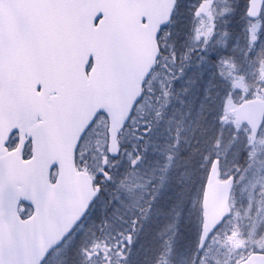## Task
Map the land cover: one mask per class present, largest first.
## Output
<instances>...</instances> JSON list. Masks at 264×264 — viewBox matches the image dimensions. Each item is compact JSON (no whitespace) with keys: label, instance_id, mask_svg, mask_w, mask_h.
I'll return each mask as SVG.
<instances>
[{"label":"snow or ice","instance_id":"1","mask_svg":"<svg viewBox=\"0 0 264 264\" xmlns=\"http://www.w3.org/2000/svg\"><path fill=\"white\" fill-rule=\"evenodd\" d=\"M214 4L0 0V116L31 129L4 147L36 170L16 197L0 159V264H264V0Z\"/></svg>","mask_w":264,"mask_h":264},{"label":"water","instance_id":"2","mask_svg":"<svg viewBox=\"0 0 264 264\" xmlns=\"http://www.w3.org/2000/svg\"><path fill=\"white\" fill-rule=\"evenodd\" d=\"M20 121L17 120H10V118L0 116V159H2L6 164V173L8 178L13 181V186L11 188V194L15 195L16 197H24L30 194L31 191V182L32 177L34 176L36 170L31 169L28 167L23 166L21 169L25 171V174L19 175L17 174L18 166H14L13 162L11 161V157L9 156L7 159L3 157L6 155L4 153V144L6 142V138L9 136L10 130L9 128L12 126L19 125ZM22 147V146H21ZM20 154V150H18ZM63 161L65 166H67L69 162V154L64 148H60L57 150L56 153H52L48 155L42 161V167L46 171L47 166L56 161Z\"/></svg>","mask_w":264,"mask_h":264},{"label":"rangeland","instance_id":"3","mask_svg":"<svg viewBox=\"0 0 264 264\" xmlns=\"http://www.w3.org/2000/svg\"><path fill=\"white\" fill-rule=\"evenodd\" d=\"M230 3H233V5L235 4V0H215V4L214 7L216 8L217 13L222 11L224 8H230L231 5ZM206 19V18H205ZM230 35L228 37V42L229 44H233L236 39L237 36L240 35V48H243L245 45V41L243 39V36L239 33V30L237 28H232L229 29ZM238 54H239V50H238ZM250 190V187H249ZM246 195L247 193H241L239 191V189L236 191V205L238 208H241V204L245 203L246 204ZM172 196L173 198H175V193L172 189H170L168 192H166L164 194L163 199L161 200V206L165 207V208H170L174 202L173 200H169L168 197ZM93 218L98 219L97 216H94ZM155 219V218H154ZM168 219H171V217H169ZM91 222V220L89 221V223ZM151 227H157L158 225L156 224H152L150 225ZM164 226V221L163 218L161 219V223H160V227ZM181 231L184 232L186 235L189 234L190 229L188 227V222L186 220H182L181 221ZM223 258V257H221ZM191 261V256L188 253H184L182 256L178 255L176 257V264H190Z\"/></svg>","mask_w":264,"mask_h":264},{"label":"flooded vegetation","instance_id":"4","mask_svg":"<svg viewBox=\"0 0 264 264\" xmlns=\"http://www.w3.org/2000/svg\"><path fill=\"white\" fill-rule=\"evenodd\" d=\"M15 137V136H14ZM13 137V138H14ZM12 143H14V139L13 140H11V144ZM242 206H243V208L241 209V215H243V211H244V207L246 206V204L245 203H242ZM239 222H241V221H239Z\"/></svg>","mask_w":264,"mask_h":264}]
</instances>
